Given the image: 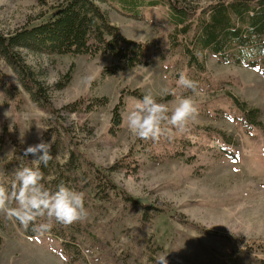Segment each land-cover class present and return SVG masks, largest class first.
<instances>
[{
  "label": "rangeland",
  "instance_id": "obj_1",
  "mask_svg": "<svg viewBox=\"0 0 264 264\" xmlns=\"http://www.w3.org/2000/svg\"><path fill=\"white\" fill-rule=\"evenodd\" d=\"M220 1L226 0H170L188 13ZM54 4L0 0V34L38 24ZM100 9L123 37L154 45L153 62L102 78L104 69L116 65L114 58L22 50L25 64L47 92L71 71L65 88L48 92L49 107L43 101L33 103L0 58L4 81L18 91L16 98H9L0 85V184L11 189L15 169L31 165V156L22 158L24 149L43 139L56 148L43 182L54 190L63 180L83 194L87 215L75 222L99 237L122 263L144 264L147 256L156 264L159 256L167 255L168 264H264V64L246 67L205 54V71L196 73L186 66L182 47L167 52L172 28L166 9L146 8L141 19L125 17L106 4ZM179 41L182 46L184 40ZM180 73L195 82L194 89L177 83ZM121 93L122 123L111 132V111ZM146 94L170 111L181 97L192 96L197 112L183 129L163 122L158 138H138L128 129L127 114ZM83 96L105 97L108 104L86 115L63 112ZM231 98L245 111L259 110L263 128L247 132ZM125 156L135 162L136 170L131 175L111 172ZM95 171L112 179L119 197L98 192ZM144 207L149 208L146 216ZM53 222L54 227L49 226ZM58 223L44 215L25 227L0 211V264H113L106 250L71 226L64 234ZM41 224L48 228L42 231ZM242 241L261 244L263 252L248 251Z\"/></svg>",
  "mask_w": 264,
  "mask_h": 264
},
{
  "label": "trees",
  "instance_id": "obj_2",
  "mask_svg": "<svg viewBox=\"0 0 264 264\" xmlns=\"http://www.w3.org/2000/svg\"><path fill=\"white\" fill-rule=\"evenodd\" d=\"M101 4L117 8L123 16L135 19H141V13L146 8L161 6L166 9L170 17L168 25L172 28L167 36V52L172 53L182 47L187 61L186 66L194 69L196 73L205 71L204 62L201 60L205 54L218 58L224 63L246 67L264 64V0L220 1L205 9H197L193 13H188L182 7H173L170 0H55V4L50 8V15L38 24L26 25L5 36L0 34V58L18 77L22 90L33 103L41 105L40 102L43 101L45 105L51 107L48 92L65 88L70 80L71 71H68L47 92L25 64L20 53L22 50L43 55L114 58L116 65L104 69L101 73L102 78L114 76L137 66H149L153 62L157 52L156 47L151 43L134 42L123 37L119 30L110 24L107 15L101 11ZM179 38L184 40L182 46ZM0 85L9 98H16L17 89H13L4 81L1 72ZM131 95L138 96L136 92H132ZM231 101L233 106L240 110L239 123L247 132L263 128L259 121V110L245 111L235 98H231ZM107 104L108 99L105 97L89 99L88 96H83L65 106L63 112L67 115H86ZM123 107L121 93L111 111V132L119 130L121 126ZM221 143L224 144V142ZM55 149V147L51 149L52 157L55 155ZM229 156L232 160L236 158L233 153H229ZM52 159L47 166L41 164L43 174L46 173ZM118 170L131 175V172L136 170L135 162L129 156H125L111 168V172ZM96 172L94 184L98 192L107 197H119L121 192L116 193L112 179L104 174L97 175ZM62 183L63 180H59L54 190ZM146 209L149 208H143L144 216L147 214ZM35 222L36 219L31 224ZM54 225L53 222L49 226L54 227ZM69 226L87 237L90 243L106 250L113 264H125L110 253L101 239L91 234L86 227L75 221L57 224L58 229H61L64 234L67 233ZM254 244L243 241L240 243L248 251L262 253V245ZM62 250L65 254L69 253L65 246H62Z\"/></svg>",
  "mask_w": 264,
  "mask_h": 264
},
{
  "label": "clouds",
  "instance_id": "obj_3",
  "mask_svg": "<svg viewBox=\"0 0 264 264\" xmlns=\"http://www.w3.org/2000/svg\"><path fill=\"white\" fill-rule=\"evenodd\" d=\"M177 83L194 89L195 82L185 73H180ZM197 112V104L192 96L181 97L170 111L165 103L157 102L151 94L136 101L134 109L127 114V126L131 133L141 139H156L162 132V123L183 129ZM52 144L43 139L24 149L23 157L31 156V165L20 164L14 171L11 189L0 184V211L6 212L27 227L37 217L47 215L62 223H72L87 215L83 194L66 185H58L55 190L46 186L40 165L47 166L53 158ZM63 163V161H61ZM15 207H11L12 203ZM40 229L46 230L47 224ZM167 255L156 259V264H168ZM144 264H150L147 256Z\"/></svg>",
  "mask_w": 264,
  "mask_h": 264
}]
</instances>
